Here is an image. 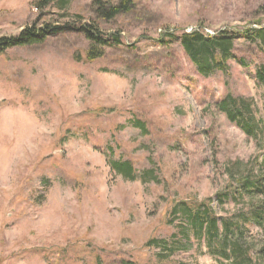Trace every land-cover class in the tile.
Instances as JSON below:
<instances>
[{
  "label": "rangeland",
  "instance_id": "obj_1",
  "mask_svg": "<svg viewBox=\"0 0 264 264\" xmlns=\"http://www.w3.org/2000/svg\"><path fill=\"white\" fill-rule=\"evenodd\" d=\"M37 1L0 0V37L81 13L110 45L80 59L92 41L78 24L0 52V264H229L186 203L212 208L221 229L229 217L260 231L248 197L226 187L231 171H260L264 129L218 103L251 100L264 126V45L243 32L264 26V0H135L110 21L93 0H70L67 17ZM193 29L235 31L225 70L199 73L181 39Z\"/></svg>",
  "mask_w": 264,
  "mask_h": 264
},
{
  "label": "trees",
  "instance_id": "obj_2",
  "mask_svg": "<svg viewBox=\"0 0 264 264\" xmlns=\"http://www.w3.org/2000/svg\"><path fill=\"white\" fill-rule=\"evenodd\" d=\"M70 0H38L35 3L36 9L40 12L47 10L50 6H55L59 10L65 11V17L68 16L67 9ZM110 4L108 7L107 4ZM135 5V0H93V6H96L98 14L103 19L110 21L116 16L129 12ZM74 20L70 18L63 23H54L51 20L41 18L31 24L26 25L18 36L0 37V52H5L11 47H25L44 43L49 36L64 33L70 26L79 24L87 35V38L92 41L90 48L86 49L83 58L87 62H92L103 57L105 52L101 47L110 45V38L105 31L101 29L100 23L96 19H91L85 22V18L81 13L74 14ZM99 19V17H98ZM262 21H257L260 23ZM42 23V24H41ZM247 28L243 32L245 36L254 42H259L264 45V26ZM172 34V33H168ZM235 31L225 29L216 34H205L199 29H193L188 32H183L181 35L182 44L190 59L196 64L197 70L203 76H210L215 71L225 70L227 61L234 48ZM258 75L264 82V65L258 71ZM254 103L251 100H245L240 97L228 93L218 105L220 109L228 115V117L242 125L247 132H252L256 126L264 129L263 119L254 120L255 112ZM245 114L248 115L244 118ZM255 127V128H254ZM112 164L119 169L124 175L133 177L132 164L128 161L115 162ZM230 172V171H229ZM236 174H240L237 176ZM230 184L226 187L241 197H248V211L245 217L253 221L260 231L256 234H251L249 230L242 226L238 221L225 217L222 223V229L218 217L215 215L212 208L209 206L207 210L199 213V205L186 203L194 211V227L198 232L206 229L208 234V242L210 250L214 255L220 256L229 264H264V162L260 165L258 173H250L246 169L231 171ZM233 181H239V187L235 186ZM242 192V193H241ZM175 209V206H174ZM237 234L239 237H233ZM153 243L158 240H152Z\"/></svg>",
  "mask_w": 264,
  "mask_h": 264
}]
</instances>
